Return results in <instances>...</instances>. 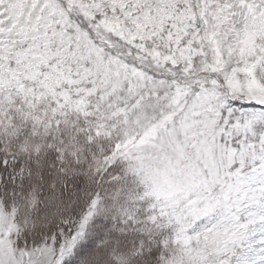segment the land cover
Listing matches in <instances>:
<instances>
[{
    "label": "snow or ice",
    "instance_id": "1",
    "mask_svg": "<svg viewBox=\"0 0 264 264\" xmlns=\"http://www.w3.org/2000/svg\"><path fill=\"white\" fill-rule=\"evenodd\" d=\"M0 264H264V0H0Z\"/></svg>",
    "mask_w": 264,
    "mask_h": 264
}]
</instances>
